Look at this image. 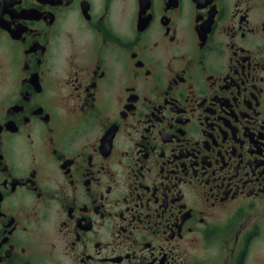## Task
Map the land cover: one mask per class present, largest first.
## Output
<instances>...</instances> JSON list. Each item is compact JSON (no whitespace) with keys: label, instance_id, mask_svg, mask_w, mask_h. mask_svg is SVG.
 <instances>
[{"label":"flooded vegetation","instance_id":"af4514ba","mask_svg":"<svg viewBox=\"0 0 264 264\" xmlns=\"http://www.w3.org/2000/svg\"><path fill=\"white\" fill-rule=\"evenodd\" d=\"M0 264H264V0H0Z\"/></svg>","mask_w":264,"mask_h":264}]
</instances>
